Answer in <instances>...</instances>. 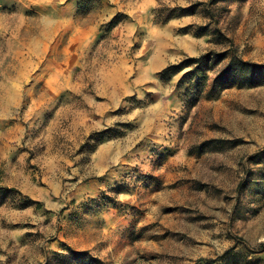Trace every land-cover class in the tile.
I'll list each match as a JSON object with an SVG mask.
<instances>
[{
	"label": "rangeland",
	"instance_id": "1",
	"mask_svg": "<svg viewBox=\"0 0 264 264\" xmlns=\"http://www.w3.org/2000/svg\"><path fill=\"white\" fill-rule=\"evenodd\" d=\"M238 60L264 0H0V264H264Z\"/></svg>",
	"mask_w": 264,
	"mask_h": 264
},
{
	"label": "trees",
	"instance_id": "2",
	"mask_svg": "<svg viewBox=\"0 0 264 264\" xmlns=\"http://www.w3.org/2000/svg\"><path fill=\"white\" fill-rule=\"evenodd\" d=\"M202 60H203V57L197 59V61H195V62H196V64L200 65V63L202 62ZM237 62H239V64H242L243 65V67L245 68L246 73L249 75L250 80H253L254 73H255L256 70H259V71H263L264 70V65H252V64H250L248 62L239 61V60ZM251 66H252V68H251ZM183 67H184L183 64H180V65H176L175 64V65L169 66L165 71L166 72L174 71V70L175 71H179ZM249 68H251L253 70L250 71ZM229 69L230 68L226 69V71H228Z\"/></svg>",
	"mask_w": 264,
	"mask_h": 264
}]
</instances>
